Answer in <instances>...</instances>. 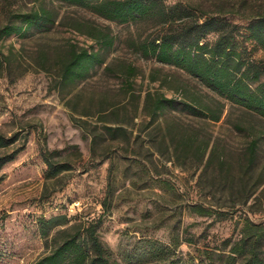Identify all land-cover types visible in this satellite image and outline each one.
<instances>
[{"label": "rangeland", "instance_id": "rangeland-1", "mask_svg": "<svg viewBox=\"0 0 264 264\" xmlns=\"http://www.w3.org/2000/svg\"><path fill=\"white\" fill-rule=\"evenodd\" d=\"M162 1L221 11L242 34L264 15V0ZM40 6L58 17L51 33L0 41V135L20 134L6 151L23 146L0 170V264H35L90 230L111 264H214L264 233V120L144 57L139 45L163 32L152 22L113 23L60 0H0V28L11 12ZM95 31L115 39L106 63L77 86L62 84L67 51L98 50ZM252 59L264 63V52ZM160 96L178 106L153 120L146 108ZM184 102L224 112L219 122L198 119ZM46 152L69 170L50 178Z\"/></svg>", "mask_w": 264, "mask_h": 264}, {"label": "trees", "instance_id": "trees-1", "mask_svg": "<svg viewBox=\"0 0 264 264\" xmlns=\"http://www.w3.org/2000/svg\"><path fill=\"white\" fill-rule=\"evenodd\" d=\"M60 1L113 23L152 22L158 25L163 32L138 47L144 57L188 74L226 102L264 120V63L252 59L254 51L264 52V15L251 18L243 29L245 34H242L240 27L223 16V12L198 14L193 8L181 3L169 6L162 0ZM57 19L55 11L44 6L25 12H11L7 23L0 28V41L14 36L28 39L36 34H49L55 28ZM212 35L217 37L210 42L208 39ZM239 36L243 37L242 41ZM91 37L98 50L71 47L67 51L61 65L62 84L77 86L90 79L94 71L106 63L108 53L115 46L114 37L105 31H95ZM248 43L252 45L250 54L244 46ZM129 74L133 75V69H130ZM180 105L183 113L212 122H219L224 112L221 103L217 106L185 102ZM177 106L175 100L160 96L153 99L146 110L151 119L159 120L175 111ZM19 140L20 134L11 138L0 135V170L23 150V146H19L6 151ZM261 140L262 137H259L249 146V167L257 159ZM52 157L53 153L46 152L44 155L50 178L69 170L67 164L53 163ZM2 180L0 177V184ZM52 222L44 224L50 225ZM35 264L111 263L108 251L95 230H90L87 239L68 236ZM214 264H264V233L247 236L231 255L220 256Z\"/></svg>", "mask_w": 264, "mask_h": 264}]
</instances>
